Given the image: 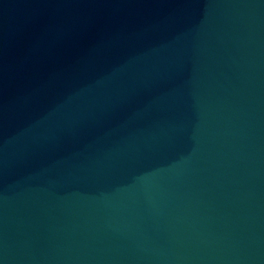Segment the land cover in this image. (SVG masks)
<instances>
[{
	"label": "water",
	"instance_id": "95a60500",
	"mask_svg": "<svg viewBox=\"0 0 264 264\" xmlns=\"http://www.w3.org/2000/svg\"><path fill=\"white\" fill-rule=\"evenodd\" d=\"M0 264H264V0H0Z\"/></svg>",
	"mask_w": 264,
	"mask_h": 264
}]
</instances>
